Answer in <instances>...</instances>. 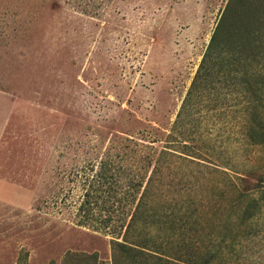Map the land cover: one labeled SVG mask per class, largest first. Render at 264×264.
Here are the masks:
<instances>
[{"label": "rangeland", "instance_id": "rangeland-1", "mask_svg": "<svg viewBox=\"0 0 264 264\" xmlns=\"http://www.w3.org/2000/svg\"><path fill=\"white\" fill-rule=\"evenodd\" d=\"M228 1L0 0V264H114L122 237L77 223L73 173L112 138L161 149L172 131L170 209L191 215L196 238L227 243L229 264H264V145L240 127L253 98L230 82L187 99ZM179 131L201 158H178ZM249 198L251 223L222 229Z\"/></svg>", "mask_w": 264, "mask_h": 264}, {"label": "trees", "instance_id": "trees-1", "mask_svg": "<svg viewBox=\"0 0 264 264\" xmlns=\"http://www.w3.org/2000/svg\"><path fill=\"white\" fill-rule=\"evenodd\" d=\"M260 63H264V0H229L187 99L199 89H216V83L232 82L239 86L241 93L253 98L245 106L241 130L250 144L262 146L264 108L260 106L264 95V69L258 68ZM250 65L256 66L251 68ZM214 94L208 104L215 108L218 100L215 97L219 93ZM185 108L186 103L178 114L177 124L183 120ZM140 138H112L100 160L75 169L73 181L81 192L77 223L122 237L112 242L114 264H229V245L224 246L227 243L207 244L196 238L198 231L192 233L188 226L191 215L170 209L172 195L164 176L171 173L169 160L176 154L172 148L173 131L166 136L161 149L151 144L158 141L157 137L151 139L142 135ZM176 138H179L178 148L187 156L178 155L179 159L201 158V153L188 149L190 139L184 132L179 131ZM127 147L133 148V154L124 150ZM216 171L220 173V169ZM223 174L228 173L223 170ZM237 178L240 182L246 179ZM228 184L232 186L230 189H238L237 183L230 179ZM250 191L245 186L240 189L247 196ZM258 200L249 198L243 213L238 212L236 217L223 221L222 229L233 231L251 223L255 214H250L249 208L258 205ZM200 219L198 216L194 222L199 223Z\"/></svg>", "mask_w": 264, "mask_h": 264}]
</instances>
